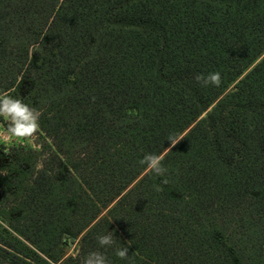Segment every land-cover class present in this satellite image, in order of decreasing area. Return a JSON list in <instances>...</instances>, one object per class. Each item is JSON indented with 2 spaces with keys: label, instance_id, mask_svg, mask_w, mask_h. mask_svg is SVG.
Masks as SVG:
<instances>
[{
  "label": "trees",
  "instance_id": "obj_1",
  "mask_svg": "<svg viewBox=\"0 0 264 264\" xmlns=\"http://www.w3.org/2000/svg\"><path fill=\"white\" fill-rule=\"evenodd\" d=\"M0 95V264H264V0H0Z\"/></svg>",
  "mask_w": 264,
  "mask_h": 264
},
{
  "label": "clouds",
  "instance_id": "obj_2",
  "mask_svg": "<svg viewBox=\"0 0 264 264\" xmlns=\"http://www.w3.org/2000/svg\"><path fill=\"white\" fill-rule=\"evenodd\" d=\"M197 83L203 87L216 86L219 87L222 78L220 72H210L207 75L202 73L195 77ZM39 116L37 109L30 107L24 103L23 100L14 98L11 95H0V117L8 119V127L4 138L16 137L27 138L35 135L39 130ZM173 137H169L170 144ZM164 157L162 155L147 153L143 159L139 161L141 165H146L149 172L157 175H163L167 169L163 166ZM159 191V186H156ZM99 245L103 247L111 246L113 241V234H104L97 237ZM116 255L121 259H127L128 248H120L116 251ZM84 264H108L107 257L99 251L90 252L84 260Z\"/></svg>",
  "mask_w": 264,
  "mask_h": 264
},
{
  "label": "rangeland",
  "instance_id": "obj_3",
  "mask_svg": "<svg viewBox=\"0 0 264 264\" xmlns=\"http://www.w3.org/2000/svg\"><path fill=\"white\" fill-rule=\"evenodd\" d=\"M4 118L8 122V119L6 117ZM7 127L8 126H6L4 123L0 122V142L6 145L7 147L24 146V147H30L36 150H40L41 144H43L45 140L49 141V138L40 129L32 137H27V138L7 137L5 139L4 135L6 134ZM77 248H78V241L76 239H72L67 246V253L74 254Z\"/></svg>",
  "mask_w": 264,
  "mask_h": 264
}]
</instances>
